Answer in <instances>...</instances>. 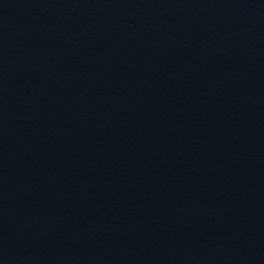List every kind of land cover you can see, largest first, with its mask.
<instances>
[{"label":"water","instance_id":"obj_1","mask_svg":"<svg viewBox=\"0 0 264 264\" xmlns=\"http://www.w3.org/2000/svg\"><path fill=\"white\" fill-rule=\"evenodd\" d=\"M0 264H264V0H0Z\"/></svg>","mask_w":264,"mask_h":264}]
</instances>
